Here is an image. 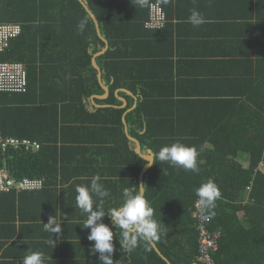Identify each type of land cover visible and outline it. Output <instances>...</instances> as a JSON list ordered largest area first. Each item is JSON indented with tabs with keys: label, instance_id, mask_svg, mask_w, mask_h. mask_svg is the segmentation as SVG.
Masks as SVG:
<instances>
[{
	"label": "crops",
	"instance_id": "0c3cea01",
	"mask_svg": "<svg viewBox=\"0 0 264 264\" xmlns=\"http://www.w3.org/2000/svg\"><path fill=\"white\" fill-rule=\"evenodd\" d=\"M84 2L97 19L87 12L96 24L98 38L93 34L83 37L86 23H78L70 13L66 17L51 0H41L37 9L22 8L23 16L37 18L29 22L20 43V53L28 63H36L41 76L50 80L77 75L70 93L93 87L89 81L96 71L105 93L86 99L82 113L80 108L66 109V126L57 137L48 136L53 140L48 141L49 147L63 149L55 181L40 193L0 194V264H22L29 251L43 252L44 264H98L89 253L88 230L83 229L86 215L76 206L77 185H90L91 178L100 175V183L110 192L104 207L110 209L122 189L135 181L133 154L154 164L148 136H144L147 124L154 141L210 138L214 132L208 125L222 122L231 107L252 106L248 97L264 78V0H147L143 7L136 0ZM152 2L160 3L167 13L168 24L163 30L145 28ZM193 9L206 19L198 28L187 22ZM82 21L83 31L78 28ZM88 58L92 69L87 67ZM81 63L87 69L78 73ZM108 74L112 87L116 81L119 84L115 99L112 88L105 84ZM84 79L87 86L82 84ZM65 88L51 87L48 97L53 101L59 92L65 95ZM38 97L41 94H0V104L9 109L11 121L31 126L35 116L30 111ZM139 106L143 108L139 122L145 125L144 133L133 129L135 135H131L134 119L128 123L127 118ZM112 107L127 110L125 135L115 127L106 132L102 128L107 126L76 124L106 118L117 121L118 113L112 112ZM26 112L30 114L22 119ZM47 134L42 132L40 137ZM139 137L146 142L141 143ZM147 168L140 184L144 185ZM50 218L55 219L45 230ZM57 229L60 233H55ZM52 236L55 247L45 244Z\"/></svg>",
	"mask_w": 264,
	"mask_h": 264
},
{
	"label": "trees",
	"instance_id": "16d2710c",
	"mask_svg": "<svg viewBox=\"0 0 264 264\" xmlns=\"http://www.w3.org/2000/svg\"><path fill=\"white\" fill-rule=\"evenodd\" d=\"M40 2L41 0H0V23H19L23 28L20 37L12 41L6 53L0 55V62L23 63L27 70V93L13 95L29 97L32 94H41V97L33 100L36 107L30 112L35 116V120L31 126H25L22 121H11L9 109L5 104H0V130L5 137L29 139L39 142L42 146L37 153L14 149L2 152L0 149V169H7L11 177L17 181L43 179L46 181L47 188L51 180L57 179L59 153L63 150L62 147H49L48 141L53 140H49L48 136L55 134L57 137L66 126L64 124L66 109L80 108L82 111L79 113H82L86 99L96 94H104L105 91L101 88L98 73L93 71L95 75L92 81H89V86L93 87H85L83 90L70 93L69 90L72 91L70 84L76 85L77 75L50 80L41 76L36 63H28L21 55L20 43L24 31L29 28L27 27L29 22L37 20L35 17L23 16L22 8L28 5L30 8L37 9ZM87 3L84 2L86 7H90ZM51 4L59 5L66 17H69L70 13L78 23L81 20L86 23L87 30L82 34L83 37L89 38V35L93 34L98 38L96 24L79 0H51ZM91 57L89 55V58ZM89 58L87 67L92 69ZM87 67L85 63H81L78 73L80 70H86ZM81 77L78 75V79ZM111 83L112 78L108 74L105 84L112 88V99H115V90L119 84L116 81L112 87ZM82 84L87 86V80L84 79ZM63 85L66 87L65 95L61 96L63 93L59 92L60 96L52 101L48 97L50 94L48 89ZM262 85L264 86V78L257 83L258 88L248 97L252 106L231 107L229 114L221 120L222 122L208 125L214 132L212 137L179 141L197 149L198 172L185 171L160 162L157 159L160 148L177 141L151 140L149 137L151 126L147 124L145 128L144 123L139 122L142 107L139 106L128 116L127 122L130 123L134 119L135 125V127L130 126L131 135H135L133 129L144 133L145 128L144 136H148L147 147L153 151L154 164L144 175L146 187L144 195L153 207V218L160 222L162 231L158 240L147 245L140 243L131 253L125 254L119 250L118 240L121 239L119 230L117 229L115 235V229H113L114 261H118V264H202L199 261V233L195 227L194 218L195 203L198 200L195 190L201 184L210 181L216 184L221 194L215 201V208L207 209L211 218L210 230L222 233L220 248L214 255L216 264H264V87L262 89ZM235 103L237 102H234V105ZM111 111L118 113L117 121L106 118L104 121L95 120L89 123L79 121L76 124L91 127L107 126L102 128L106 132H113L115 127L117 133L125 135L123 118L127 110L112 107ZM30 112L21 114L22 119ZM116 122L117 125H115ZM201 131H204L202 127ZM42 132L49 134L41 138ZM137 135L138 132H136ZM138 139L141 143L146 142L144 138ZM133 158L135 181L128 187L133 185L138 187L141 174L148 167L146 166L148 162L141 159L137 153L133 154ZM122 203L121 192L118 202H113L111 208L119 207ZM241 216L245 218V223L242 222ZM103 222L107 224L109 220H103ZM154 245L160 254L155 250ZM145 247L150 250L146 251Z\"/></svg>",
	"mask_w": 264,
	"mask_h": 264
},
{
	"label": "clouds",
	"instance_id": "9594fccd",
	"mask_svg": "<svg viewBox=\"0 0 264 264\" xmlns=\"http://www.w3.org/2000/svg\"><path fill=\"white\" fill-rule=\"evenodd\" d=\"M168 0H165L167 3ZM136 3L141 7L145 6L147 0H136ZM194 28H198L206 19L204 15L193 9L187 20ZM85 23L82 21L78 28L83 31ZM199 153L195 147H188L177 141L168 146H163L157 153V159L162 163H167L170 167H179L185 171L198 172L197 157ZM153 164L148 163L146 166L151 167ZM100 175H95L91 178L90 185H77L75 191L76 206L81 213L86 215L83 229L88 230L87 240L91 242L89 253L98 260V264H118L114 261V231L117 229L121 239L119 241L120 252L125 254L131 253L140 243L147 245L159 239L161 234L160 222H157L154 217V209L148 200L145 198L146 187L140 184L138 187H126L122 190L123 203L119 207L105 209V198L110 196V192L105 189L100 183ZM195 195L198 198V203L207 209L215 208V201L220 197L218 187L213 182L201 184L195 190ZM93 197L97 198L94 201ZM95 204V207H94ZM214 214V213H213ZM107 216L109 224L103 222ZM45 225V230H48V225L51 220ZM55 233H60L57 229ZM21 243L26 244L24 240ZM45 244L56 246L53 240H46ZM145 250H150L145 247ZM44 253L40 251H29L23 257L22 264H44Z\"/></svg>",
	"mask_w": 264,
	"mask_h": 264
},
{
	"label": "built area",
	"instance_id": "2783aa9c",
	"mask_svg": "<svg viewBox=\"0 0 264 264\" xmlns=\"http://www.w3.org/2000/svg\"><path fill=\"white\" fill-rule=\"evenodd\" d=\"M168 24V16L163 6L158 2H152L149 7V18L145 28L150 31L163 30ZM23 28L19 23H0V55L7 52L13 40L20 37ZM28 91V74L23 63L0 62V94H25ZM41 144L29 139L5 137L0 130V149L26 150L37 153L41 150ZM46 189V181L43 179L15 180L8 170L0 169V194H34ZM195 227L199 233V261L202 264H216L214 255L220 248L222 233L212 231L209 228L211 221L207 208L195 203Z\"/></svg>",
	"mask_w": 264,
	"mask_h": 264
},
{
	"label": "water",
	"instance_id": "95a60500",
	"mask_svg": "<svg viewBox=\"0 0 264 264\" xmlns=\"http://www.w3.org/2000/svg\"><path fill=\"white\" fill-rule=\"evenodd\" d=\"M79 2L82 3V5L84 6L86 12L89 13L88 8L83 4L82 0H79ZM89 14H90L91 17H93V19H96L95 15H91V13H89ZM96 21H97V19H96ZM148 162L151 163L152 161H151V160H148ZM147 170H148V168H147ZM144 173H145V171H144ZM144 173H143V175H144ZM143 177H144V176H143ZM154 248H155V250H157V248H156L155 245H154ZM157 252H158V254H160L158 250H157Z\"/></svg>",
	"mask_w": 264,
	"mask_h": 264
},
{
	"label": "rangeland",
	"instance_id": "374dc122",
	"mask_svg": "<svg viewBox=\"0 0 264 264\" xmlns=\"http://www.w3.org/2000/svg\"><path fill=\"white\" fill-rule=\"evenodd\" d=\"M242 217V216H241ZM242 222L245 223V218L242 217Z\"/></svg>",
	"mask_w": 264,
	"mask_h": 264
}]
</instances>
